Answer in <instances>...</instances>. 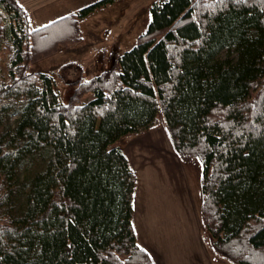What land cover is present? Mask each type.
I'll use <instances>...</instances> for the list:
<instances>
[{
    "label": "trees",
    "instance_id": "16d2710c",
    "mask_svg": "<svg viewBox=\"0 0 264 264\" xmlns=\"http://www.w3.org/2000/svg\"><path fill=\"white\" fill-rule=\"evenodd\" d=\"M114 1L31 27L19 0H0V264H155L118 140L160 123L181 161L201 163L210 253L264 264V0H153L133 45L62 102L29 63L81 42L79 21ZM35 148L43 166L21 181Z\"/></svg>",
    "mask_w": 264,
    "mask_h": 264
},
{
    "label": "crops",
    "instance_id": "0c3cea01",
    "mask_svg": "<svg viewBox=\"0 0 264 264\" xmlns=\"http://www.w3.org/2000/svg\"><path fill=\"white\" fill-rule=\"evenodd\" d=\"M94 0H19L40 26ZM33 25V24H32ZM136 176L132 225L155 264H219L201 235L199 203L167 131L151 128L118 140Z\"/></svg>",
    "mask_w": 264,
    "mask_h": 264
},
{
    "label": "rangeland",
    "instance_id": "374dc122",
    "mask_svg": "<svg viewBox=\"0 0 264 264\" xmlns=\"http://www.w3.org/2000/svg\"><path fill=\"white\" fill-rule=\"evenodd\" d=\"M152 1L115 0L111 4L97 8L79 21L81 42L59 47L55 53L30 62L28 70L42 71L53 76L54 90L62 102H67L81 79L89 78L109 67L118 54L133 45L137 35L147 26L150 17L149 6ZM32 24L30 23L31 27H38ZM89 97L90 95H87L84 100ZM18 116L17 114L9 115L10 127L15 125ZM154 128H164V125L160 123ZM44 158V153L35 148L19 165V179L22 181L40 170ZM181 164L192 195L199 203L201 163L198 159H190L182 161ZM216 259L219 264H230Z\"/></svg>",
    "mask_w": 264,
    "mask_h": 264
}]
</instances>
